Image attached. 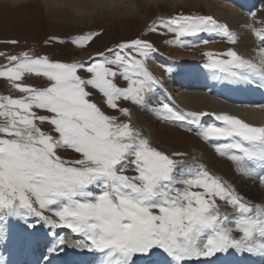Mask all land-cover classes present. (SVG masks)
<instances>
[{
    "label": "snow or ice",
    "instance_id": "obj_1",
    "mask_svg": "<svg viewBox=\"0 0 264 264\" xmlns=\"http://www.w3.org/2000/svg\"><path fill=\"white\" fill-rule=\"evenodd\" d=\"M248 15L262 25H249L258 41L255 62L228 49L219 54L226 59L205 52L204 66L214 77L264 87V18L256 12ZM148 30L172 34L169 43L181 46L188 43L187 37L204 33L238 42L237 35L212 15L160 18ZM101 35L88 33L71 43L83 49ZM155 52L149 40L135 38L98 52L88 63L54 61L28 51L6 57L0 78L21 95L0 96V240H6L9 221L21 223L25 232L42 222L52 237L44 264H54L68 246L102 253L103 264H134L133 256L155 250L166 254V264L199 262L229 250L264 257V206L246 200L203 163L186 168L175 158L185 153L153 146L134 124L132 106L194 131L218 156L232 162L237 175L258 180L261 191L264 126L228 113L178 110L156 100L161 81L145 64ZM31 76L46 84L23 82ZM90 89L126 119L106 114ZM208 115L220 123H204ZM61 152L73 156L65 158ZM129 170L135 175H127ZM226 206L233 214L222 211ZM57 228L80 239L54 231Z\"/></svg>",
    "mask_w": 264,
    "mask_h": 264
},
{
    "label": "rangeland",
    "instance_id": "obj_2",
    "mask_svg": "<svg viewBox=\"0 0 264 264\" xmlns=\"http://www.w3.org/2000/svg\"><path fill=\"white\" fill-rule=\"evenodd\" d=\"M207 1L203 0L200 4L182 5V4H164V3H151L146 9L139 10L136 15L127 14L126 16H98L95 15L92 20H86L85 22L78 21H63L51 17L46 11L42 0H20V2H12V0H0V66L7 63L6 57L8 55L20 54L24 51H28L33 55L37 56H48L51 60L61 61V62H72V60H78L82 62L81 59L90 62L91 58L94 57L98 52L105 51L106 48L115 47L117 44L123 41H128L135 38H143L149 40L156 52L153 54L165 55L168 58L170 54H175L176 52H187L194 48L193 45L188 41L187 44L183 46L177 45L175 43H169L173 40L172 34L167 36L157 35L156 33H151L148 30V26L152 24L154 20L159 18H168L170 16H175L178 14L183 15H212L218 17V22L229 25L230 31L237 35V32L231 28L232 24L227 22L223 17L222 10H215L213 13L210 11L206 5ZM21 4V5H20ZM165 6V7H164ZM223 7V6H222ZM46 12H45V11ZM148 18L146 19V11H151ZM145 11V12H144ZM240 12V11H237ZM214 14V15H213ZM92 16V13L89 12ZM143 15V16H142ZM47 17V18H46ZM216 18V17H215ZM58 20V21H56ZM66 22V23H65ZM243 31L248 34L250 31ZM99 32L102 35L100 38L96 39L86 48L73 47L71 41L72 38H78L82 35L88 33ZM239 32V30H238ZM216 35V34H215ZM238 38L241 35H237ZM225 38V37H224ZM10 41H17L13 44ZM217 43L213 41L210 44ZM220 45V44H219ZM224 49H234L238 46L237 44L233 46L223 45ZM228 46V47H226ZM173 49V50H172ZM198 49V48H197ZM204 49V47H201ZM238 51V50H237ZM170 53V54H168ZM204 53L203 51L200 54ZM213 53V52H212ZM218 57L219 53L214 52ZM154 55H152L153 57ZM207 58L206 56H204ZM176 59V58H175ZM181 59V58H180ZM202 62L205 61L204 58L200 59ZM158 60L156 59V62ZM77 62V61H75ZM156 62L151 61L155 66H158ZM207 62V61H205ZM146 69L154 76L158 77L160 74L154 66L150 65L145 61ZM160 71L163 66H158ZM84 75L83 72H81ZM165 74V73H163ZM166 75V74H165ZM24 83L30 84L32 86H43L46 81L43 78H37L35 76L27 77ZM117 83L120 86H126L123 80H118ZM162 85V84H161ZM161 89L164 90L163 86ZM91 90V89H90ZM94 91V90H91ZM174 93V92H173ZM176 93V92H175ZM163 95H167L164 90ZM21 95L18 91L11 87V82L5 78H0V96H13L18 97ZM168 96V95H167ZM92 99L98 103V105L105 111L108 115H114L119 118V120H125L126 117L121 116L117 111L108 108L105 104L101 103L102 96L94 91ZM164 99L168 98L165 96ZM163 100V99H162ZM178 104V103H177ZM155 106V105H154ZM133 107L134 119H137V123H134L137 127L143 130L144 135L148 136L151 140L153 146L158 149L165 151L166 153L180 152L185 153L183 156L175 157L176 159L182 160L183 162H188L192 164L193 162L199 163L198 158L205 160L203 155H209L208 146L204 144L198 135L189 134L183 132L177 127L166 126L161 121L155 119L150 114L143 112L142 110ZM180 109V108H179ZM42 114V113H41ZM148 116V117H147ZM206 117V116H205ZM43 130L48 131L47 125L41 126ZM188 137V138H186ZM190 138L192 140H190ZM189 139V140H187ZM189 141V142H188ZM190 145L189 147H181L184 145ZM182 148V149H181ZM213 152V149H210ZM200 151L204 152V154ZM61 155L65 158H72L73 154L71 152H61ZM210 156V155H209ZM225 157H221L223 159ZM227 159V158H226ZM209 163V162H207ZM211 167V166H210ZM211 172L215 174H221L231 181H235V177H230L226 175L221 170L210 169ZM127 175H135V172L129 170ZM238 189V187H253L254 190L258 189L255 193L259 196H249L241 194L244 198L246 196L253 202H256L257 197H262L264 201V191H261L259 182L241 178L234 184L231 183ZM237 191V190H236ZM239 192V191H237ZM219 203V201H218ZM261 204V203H259ZM261 206H264L261 204ZM224 208H222L223 211ZM230 212V210H228ZM226 211V212H228ZM50 215V213H46ZM233 211L230 212V215ZM56 232L61 234L68 233L72 235L69 231L56 229ZM73 239H80L76 234ZM49 245V243H47ZM47 245V248H48ZM103 255V254H102ZM104 259V255H103Z\"/></svg>",
    "mask_w": 264,
    "mask_h": 264
},
{
    "label": "bare ground",
    "instance_id": "obj_3",
    "mask_svg": "<svg viewBox=\"0 0 264 264\" xmlns=\"http://www.w3.org/2000/svg\"><path fill=\"white\" fill-rule=\"evenodd\" d=\"M202 1L203 0H42L46 11L51 17L63 21H78V22H85L86 20H92L95 15L103 16V17H108V16L120 17V16H126L127 14H132L137 16L139 12H136V10L141 11L143 9H146V7L149 6L151 3L153 4L179 3L182 5H191V4H200ZM206 1H207L206 5L208 6V8L212 13L215 10H219V9L222 10L224 14L223 18L227 22L232 24L231 28H233L237 32V35H241V37L238 38V42L236 43L238 46L235 48L236 50H238L237 52L240 54V56H242L247 60H253L255 62V60L258 58L259 55L258 41L254 36L252 30L249 28V25H252L255 28H260L262 27V25L259 23V20L253 23L252 18L248 14L250 12H256L257 17L264 18V4L262 7L259 8L250 4L251 3L250 0H232L234 2L233 4L224 3V1L222 0L221 1L206 0ZM236 1L239 2L241 5L239 6L237 3H235ZM12 2L16 3V2H20V0H12ZM244 5H245V10H243ZM89 12L92 13V16L89 15ZM151 12L152 10L146 11V14L144 15V16L147 15L146 19L148 18ZM215 17L218 21V17L217 16ZM243 29L246 31H250L251 33L246 34L243 31ZM220 37H222L221 34H216V35L207 34L206 40L211 41L212 38L219 39ZM236 44H233V46ZM201 47H204L205 50L201 49ZM201 51H203L204 53L209 51H219L222 53L226 50L224 49V46L221 44L219 45L217 43H213V44L207 43L204 44V46H197L195 48H191V50L189 51L187 50V52L173 51V53L175 54L168 53L171 55L169 56L170 58H168L165 55L156 54L158 56L156 58L158 61L156 62L155 59H152L151 61L156 62V64L160 67L163 66V68L161 69L164 70L159 71V73L161 72L160 73V75L162 76L161 84L168 96L163 95L162 93H164V90L160 89L159 91L157 90V92L155 93V98L158 97L160 98V100H162L165 98V96L168 99L171 97L173 103L175 104L178 103L181 105V107H178V110L183 109L185 111H203V112L212 111L213 113H215L217 111V108H224L221 110L223 111L231 110L232 112L235 113V116L243 119L245 122L251 123L254 126H264V108H262V106L260 105L250 106L248 103L244 104L239 101L235 102V100L229 96V93H233L235 94L236 99H238V96L247 98L248 95H252L254 89L248 87L247 85L241 83H233L230 80L220 79L218 76L214 77L212 72L209 71L211 77L208 81H205L208 84H210L209 89L206 87H200L202 80L199 81L196 80L195 78L200 77L202 73L199 71H195L194 73L188 74V76L186 77L184 76L181 77V81L184 87L178 86L179 80L178 77L176 76H175V80L177 81L176 86L175 85L172 86V83L170 82V79L167 75L168 71L165 70L164 63L171 64L175 67L174 59L185 57V59L188 60L189 63L191 64V68H194L195 66L192 67L194 64H200L198 59L200 57L205 56L204 53L200 54ZM206 63L207 62H205V64ZM151 64L154 65L153 63ZM176 68L178 74L179 68L177 67V65ZM186 68L189 70V65L186 66ZM162 71L166 75L163 74ZM190 75L193 77L192 80L190 78ZM188 83L197 86V88L193 91H189V87H187ZM253 100L256 101V99ZM209 118L213 120V116H209ZM203 119H206V117H204ZM190 140L192 139L190 138ZM189 146L190 145L187 144L181 147H189ZM209 155H205V154L203 155L205 160L201 159L200 156L198 158V162L206 165L209 168V170L211 168L216 170H221L226 175H230V177H235L236 180L231 181L232 184H234L239 180V175H237V173L235 172L234 165L232 164L231 161H229L226 158L221 159V157L215 153L214 149L212 155L210 153ZM238 189L242 192L241 194L245 193L246 195L249 196H259V194L255 193L258 189L254 190L253 187H244V188L238 187ZM240 191L238 193H240ZM255 199L256 202H259L262 205H264V201L262 197H257ZM228 210H230V212L233 211L230 207L227 206L223 209V211L225 212ZM230 212L228 211L227 213L230 214ZM17 223H18V228H23V225L21 223L19 222ZM29 232L32 235L34 229L29 230ZM33 239L34 237L29 238V245L27 248L28 258H33L32 250L35 248V246L33 245ZM39 241H41V239H39ZM232 255L236 256L241 254L237 252H232ZM9 256H12V254H10ZM254 257L261 258L259 262L264 264V257L259 255H254ZM13 259L14 257L10 258V260L12 261ZM29 260L34 261V259H29ZM226 261H230V259H227L223 255H220V262L218 264H224V262Z\"/></svg>",
    "mask_w": 264,
    "mask_h": 264
}]
</instances>
